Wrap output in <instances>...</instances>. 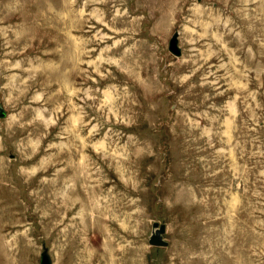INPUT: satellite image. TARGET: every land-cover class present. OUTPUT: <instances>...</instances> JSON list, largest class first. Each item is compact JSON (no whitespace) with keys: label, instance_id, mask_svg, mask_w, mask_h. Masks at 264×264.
<instances>
[{"label":"rangeland","instance_id":"374dc122","mask_svg":"<svg viewBox=\"0 0 264 264\" xmlns=\"http://www.w3.org/2000/svg\"><path fill=\"white\" fill-rule=\"evenodd\" d=\"M1 110L0 264H264V0H0Z\"/></svg>","mask_w":264,"mask_h":264},{"label":"water","instance_id":"95a60500","mask_svg":"<svg viewBox=\"0 0 264 264\" xmlns=\"http://www.w3.org/2000/svg\"><path fill=\"white\" fill-rule=\"evenodd\" d=\"M169 49L172 53H174L175 55H180L181 51L177 45V40L175 38H173L170 42L169 45ZM0 116H4V112H0ZM154 226H157V223H154ZM163 232V226L160 227V230H158V233ZM150 243L154 244V245H163L166 244V242L162 241L160 239V236L158 234L153 235L150 238ZM41 264H52L50 257L48 256L47 253H43L42 254V258H41Z\"/></svg>","mask_w":264,"mask_h":264}]
</instances>
